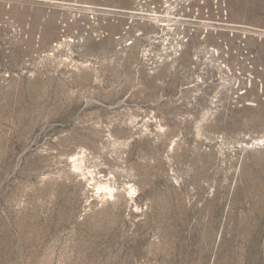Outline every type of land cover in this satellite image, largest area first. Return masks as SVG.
Returning a JSON list of instances; mask_svg holds the SVG:
<instances>
[{"label":"rangeland","instance_id":"374dc122","mask_svg":"<svg viewBox=\"0 0 264 264\" xmlns=\"http://www.w3.org/2000/svg\"><path fill=\"white\" fill-rule=\"evenodd\" d=\"M0 264H264V0H0Z\"/></svg>","mask_w":264,"mask_h":264}]
</instances>
